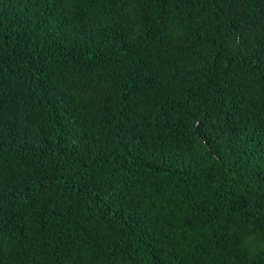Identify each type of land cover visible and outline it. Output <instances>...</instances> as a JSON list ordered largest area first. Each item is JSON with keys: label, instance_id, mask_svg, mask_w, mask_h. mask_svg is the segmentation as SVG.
Listing matches in <instances>:
<instances>
[{"label": "trees", "instance_id": "1", "mask_svg": "<svg viewBox=\"0 0 264 264\" xmlns=\"http://www.w3.org/2000/svg\"><path fill=\"white\" fill-rule=\"evenodd\" d=\"M0 264H264V0H0Z\"/></svg>", "mask_w": 264, "mask_h": 264}]
</instances>
